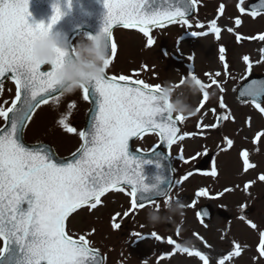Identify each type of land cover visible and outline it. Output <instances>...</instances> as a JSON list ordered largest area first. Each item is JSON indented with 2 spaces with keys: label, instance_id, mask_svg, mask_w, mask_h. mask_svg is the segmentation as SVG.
Segmentation results:
<instances>
[{
  "label": "snow or ice",
  "instance_id": "snow-or-ice-1",
  "mask_svg": "<svg viewBox=\"0 0 264 264\" xmlns=\"http://www.w3.org/2000/svg\"><path fill=\"white\" fill-rule=\"evenodd\" d=\"M148 2L149 0H105L107 16L101 31L105 35L108 52L106 71L100 78L90 80L79 89L83 100L95 105V112L90 127L78 132L81 140L79 147L65 159L58 157L48 145L24 143L25 129L36 110L41 105L48 104L49 100L59 103V97L64 95L56 75L66 63L69 49L55 48V59L50 64H44L49 66L47 71L41 70L43 65L33 55L35 42L51 31L52 25L63 13L58 6L53 5L54 14L47 25L43 22L32 24L27 20L30 15L28 0H0V78L11 74L10 78L16 86L15 97L10 105H0V120L3 121L0 125V241L3 245L0 247V264H102L103 258L97 249L90 246L85 235L73 238L66 231V221L70 215L84 206L95 209L101 203V197L110 189L125 191L122 185L130 189L126 194L131 197L133 210L143 208L158 198L168 197L173 184L167 190H157L156 185L145 184V178L141 174L142 161L129 154V141L148 132H158L160 139L171 146L190 135H178L180 128L177 125L185 117L169 113L167 103L160 98L161 84L134 80L128 75H108L116 53V44L112 41V29L115 25L137 29L147 38V47L155 43L151 35L154 27L173 23L191 27L189 16L179 0H163L162 6L151 12L145 10ZM152 3H156V0H152ZM189 3L194 11L198 0H189ZM236 7L240 13L247 11L245 0H239ZM261 11H264V0H260L258 6H253L251 15L256 17ZM218 12L221 15L224 13L223 4ZM235 25H241L239 17L235 19ZM198 26L204 27L203 24ZM210 31L215 33L217 39L220 37L221 29L216 20L211 21ZM227 31L231 33L233 28L229 27ZM235 38L238 42L244 39L239 34ZM250 39L264 42V33ZM261 51L264 52V49ZM223 52L224 48L221 47L222 61ZM242 60L250 71L252 62L249 56L244 55ZM142 68L146 70L148 66L143 65ZM215 75L219 77L220 73ZM191 77L196 78V82L205 89L200 107L197 108L200 111L208 100L209 93L206 89L209 86L195 75ZM211 83L219 86L216 79H212ZM3 90V84L0 83V93ZM240 96L245 98L243 103H251L264 114V83L258 85L252 81L243 87ZM8 103L7 100L4 101V105ZM74 105L73 101L70 107ZM220 106L225 107L222 99ZM219 119L227 120L228 117L221 116ZM59 123L68 133H77V129L71 127L66 118H61ZM211 127L215 128L216 125ZM261 138H264V131L256 132L253 142L260 141ZM232 144L233 141L227 139V145L231 147ZM241 156L245 171L254 167L249 163L248 151L241 152ZM191 175L190 172L183 179L187 180ZM211 175H216L215 169ZM259 180L264 181V175H260ZM252 183L254 181L245 183L244 190L247 191ZM153 190L154 194L148 195ZM229 191L232 189L225 188L216 195L223 196ZM140 192L146 195H138ZM195 197H209V189H198ZM22 202H26V209L21 207ZM194 204L195 201L193 206ZM124 215L128 216L129 213L125 212ZM203 215L208 216L206 209L203 210ZM115 220L114 216L112 226L119 229L121 224ZM249 223L253 229L257 227L255 223ZM131 235L138 239L144 238L139 233ZM151 235L156 240L161 239L155 232ZM168 243L174 244L180 252L199 257L203 264H209V257L204 253L182 247L172 239ZM240 253V244H235L234 252L223 256L218 264H225L233 255L239 256ZM258 253L260 257H264V232L260 233Z\"/></svg>",
  "mask_w": 264,
  "mask_h": 264
},
{
  "label": "rangeland",
  "instance_id": "rangeland-1",
  "mask_svg": "<svg viewBox=\"0 0 264 264\" xmlns=\"http://www.w3.org/2000/svg\"><path fill=\"white\" fill-rule=\"evenodd\" d=\"M238 3L239 0H202L194 15L188 18L191 27L173 23L152 28L155 43L151 47L146 46L147 38L137 29H125L123 26L113 29L116 53L109 66V74L128 75L149 84L172 81L177 87L173 99L186 102L191 101V94L183 88L181 81L195 75L209 86L206 89L209 96L200 111L180 123L179 135H190L177 140L170 149L176 181L167 198L133 210L131 197L126 194L129 189L124 187L125 192L114 189L101 197V203L95 209L84 206L66 221V231L75 238L85 235L90 246L105 254V264H203L199 257L176 250L174 244L168 243L169 239L182 247L204 253L209 257V264H218L219 259L234 252L235 244H240L241 253L233 255L225 264H264V257L258 253L260 233L264 232V181L259 180V175H264V138L253 142L255 133L264 131V114L251 103L238 100L235 95L236 88L248 72V66L242 60L244 55L249 56L253 70L264 72V52L261 51L264 42L250 39L264 33V14L259 13L256 17L248 11L240 14L236 7ZM221 4L224 5L222 15L217 14ZM236 17L241 19L240 26L235 25ZM212 20H216L221 29L218 39L210 31ZM199 24L204 27L200 28ZM229 27L233 32L227 31ZM193 32L205 34L195 35ZM237 34L244 39L238 42ZM87 35L85 32L77 33L73 37V46ZM221 47L224 48L223 61L220 60ZM84 56L87 58L86 53ZM143 65L148 68L143 69ZM217 72L219 77L215 75ZM212 79H216L219 86L212 84ZM2 84L4 90L0 93V105L7 107L15 97V86L8 78ZM202 99L203 94L195 98L196 109ZM221 99L225 105L223 108ZM5 100L8 105H4ZM73 101L75 105L70 107ZM87 106L88 102L83 100L80 90L60 96L59 103L49 101L37 109L25 129V136L30 140H48L58 152L66 153L75 147L78 130L77 133H68L59 121L66 118L69 125L75 124L78 128ZM218 115L228 119L216 124ZM227 139L233 141L231 147L227 145ZM157 141V134L148 132L134 145L150 149ZM245 150L249 153V163L254 165L247 171L241 156ZM207 153H210V159L205 168L200 169L198 160ZM213 169L215 176L211 175ZM190 172L192 175L184 180L183 177ZM249 181L254 183L245 191L243 185ZM202 187L209 189V197L197 199L195 193ZM225 188L232 191L223 196L216 195ZM170 199L183 201L182 215L174 216L169 225L167 220L150 224L147 214L153 209L158 210L161 217H171L165 208ZM207 202L213 208H225L230 217L219 216L215 212L210 221L200 219L198 206ZM246 207L251 209L244 212ZM125 212L129 215L125 216ZM117 213L120 215L116 216ZM114 216L115 222L121 224L119 229L112 226ZM249 221L257 227L253 229ZM153 232L161 239L152 237ZM132 233H139L144 238L138 239Z\"/></svg>",
  "mask_w": 264,
  "mask_h": 264
},
{
  "label": "water",
  "instance_id": "water-1",
  "mask_svg": "<svg viewBox=\"0 0 264 264\" xmlns=\"http://www.w3.org/2000/svg\"><path fill=\"white\" fill-rule=\"evenodd\" d=\"M176 2V0H173ZM181 6L185 9L187 15L192 14L193 10L190 6L189 0H179ZM163 0H156V3H152V0H149L146 11L151 12L153 9L161 7ZM260 0H250L246 4V8L252 9L253 6H258ZM53 5H56L60 8L63 15L61 18L52 25L51 33L59 34L61 36V41L66 43L69 47V37L79 29H87L93 35L100 32L105 25V18L107 16V9L105 7V0H28V12L30 15L27 16L29 23L35 24L43 22L47 25L50 22L52 15L54 14ZM166 6V5H164ZM119 25V24H117ZM116 26V25H115ZM55 51V49H54ZM64 66V65H63ZM62 66V67H63ZM42 71H47L48 69H41ZM10 75L11 74H7ZM2 78H0L1 80ZM252 81H255L258 85L264 83V76L250 74V76L240 85L238 90L239 98H244L240 96V91L247 84H250ZM99 97V93H97ZM102 100V97L99 98ZM167 105L169 101L164 100ZM95 112V105L90 103V106L87 110L85 117L84 125L82 130H86L90 127L92 122V116ZM180 128L179 124L177 125ZM136 138V137H135ZM134 138H131L129 141V154L133 157L139 158L142 161L141 164V174L144 176L145 184L156 185L157 190H167L174 181V169L172 167V162L169 158L168 147L169 145L160 139L158 145L151 151H143L139 148H133L131 146V141ZM26 145H35V144H44L53 147L47 142H36L29 143L24 140ZM165 148V151L163 150ZM76 151V150H75ZM74 151V152H75ZM56 153V152H55ZM72 154V153H71ZM67 155L64 157L58 156L60 158H68L71 156ZM208 157L203 159L202 165L207 162ZM153 192L148 193V195L154 194ZM31 195V194H30ZM138 195H146L143 192L138 193ZM22 208L26 209V202H22ZM207 210L208 216H205L206 219H210L212 215V208L207 204L200 207V213L203 215V210ZM221 214H225L222 209L218 210ZM227 215V214H225ZM204 216V215H203ZM101 258H103L100 255Z\"/></svg>",
  "mask_w": 264,
  "mask_h": 264
},
{
  "label": "clouds",
  "instance_id": "clouds-1",
  "mask_svg": "<svg viewBox=\"0 0 264 264\" xmlns=\"http://www.w3.org/2000/svg\"><path fill=\"white\" fill-rule=\"evenodd\" d=\"M57 47L69 49L66 63L58 70L56 75L58 84L64 94H74L82 85L90 80L100 78L105 73V60L108 57V52L106 50L105 35L102 31L79 39L74 46V54L73 47L63 43L59 34L49 32L35 42L33 46L35 60L41 65L50 64L56 57L54 49ZM85 53L87 58L84 56ZM182 85L191 94L190 102L173 99L177 87L172 81H164L161 84L160 98L170 102L168 104L170 114L183 115L187 118L196 114L197 109L194 100L205 89L193 77L183 80ZM184 207L183 201L170 199L167 201L165 208L172 214L171 217H161L158 210L153 209L147 214V220L152 225L165 220L171 221L174 216L182 215Z\"/></svg>",
  "mask_w": 264,
  "mask_h": 264
},
{
  "label": "flooded vegetation",
  "instance_id": "flooded-vegetation-1",
  "mask_svg": "<svg viewBox=\"0 0 264 264\" xmlns=\"http://www.w3.org/2000/svg\"><path fill=\"white\" fill-rule=\"evenodd\" d=\"M71 127H76L75 124H72Z\"/></svg>",
  "mask_w": 264,
  "mask_h": 264
}]
</instances>
